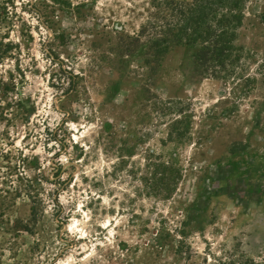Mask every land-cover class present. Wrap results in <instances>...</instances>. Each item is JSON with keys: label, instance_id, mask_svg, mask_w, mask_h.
I'll return each mask as SVG.
<instances>
[{"label": "rangeland", "instance_id": "rangeland-1", "mask_svg": "<svg viewBox=\"0 0 264 264\" xmlns=\"http://www.w3.org/2000/svg\"><path fill=\"white\" fill-rule=\"evenodd\" d=\"M153 5L0 0V264H264V0L204 79Z\"/></svg>", "mask_w": 264, "mask_h": 264}, {"label": "trees", "instance_id": "trees-1", "mask_svg": "<svg viewBox=\"0 0 264 264\" xmlns=\"http://www.w3.org/2000/svg\"><path fill=\"white\" fill-rule=\"evenodd\" d=\"M247 1L153 0V11L134 39L157 61L172 48L186 47L191 72L203 79L225 78L235 72L242 55L235 41Z\"/></svg>", "mask_w": 264, "mask_h": 264}]
</instances>
